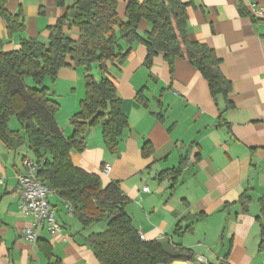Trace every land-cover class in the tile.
Here are the masks:
<instances>
[{
    "label": "crops",
    "instance_id": "obj_1",
    "mask_svg": "<svg viewBox=\"0 0 264 264\" xmlns=\"http://www.w3.org/2000/svg\"><path fill=\"white\" fill-rule=\"evenodd\" d=\"M181 1L188 5L189 38L205 43L220 60L221 74L231 85L227 97L212 98L205 79L183 59L176 58L170 70L158 53L147 68L145 46L121 42L129 48L125 61L107 63L104 73L127 119L117 152L104 147L95 125L85 132V149L72 150L70 158L96 174L101 186L119 182L127 197L124 210L142 240L177 242L192 252L190 261L171 264H264V17L249 13L250 5H264V0ZM125 5L126 0H116L123 20ZM5 9L22 13L24 29L11 36L0 20L3 51L16 50L20 36L46 41L48 28L64 12L54 0H6ZM148 29V22L140 20L139 34ZM68 32L77 36L75 29ZM90 72L96 79L102 75L97 64ZM84 73L71 64L45 81L65 136L86 92ZM139 91L146 105L136 100ZM145 141L151 146L146 156L141 151ZM26 151L25 144L10 149L0 141V264H100L79 223L71 227L59 214L69 215L57 195L49 201L61 232H36V240L50 246V258L36 241L20 235L33 225L18 207L16 175ZM104 164L111 166L108 174L102 172Z\"/></svg>",
    "mask_w": 264,
    "mask_h": 264
},
{
    "label": "trees",
    "instance_id": "obj_2",
    "mask_svg": "<svg viewBox=\"0 0 264 264\" xmlns=\"http://www.w3.org/2000/svg\"><path fill=\"white\" fill-rule=\"evenodd\" d=\"M64 7L63 14L48 28L46 41L19 37L15 50H1L0 40V141L10 149L25 144L40 163L38 176L56 191L58 199L68 204L80 231L106 221L102 231H88L84 240L100 264H171L190 261L192 252L169 241L142 240L124 210L127 197L118 181L101 186L99 177L72 163L70 152L85 149V132L99 125L104 147L117 152L127 119L121 101L107 72V63L121 65L129 48L121 44L142 43L146 48L144 66L149 68L161 53L170 70L176 58L197 69L208 85L212 98L227 97L231 90L220 71V60L205 43L191 40L187 34V3L181 0H126L125 19L116 10V0H54ZM0 0V20L5 21L9 35L24 29L20 11L13 14ZM140 20L149 29L140 35ZM117 27V31H115ZM75 29L76 37L68 32ZM73 65L84 69V98L79 111L69 118L72 132L65 136L55 113L58 104L49 93L46 80H54L60 68ZM97 64L102 72L96 79L90 72ZM31 79L33 85L26 83ZM136 100L146 105L139 91ZM11 118L20 123L21 132L9 126ZM143 155L151 152L148 141L141 145ZM175 174L178 170L174 171ZM164 171L160 172L161 177ZM176 177V176H175ZM174 177V178H175ZM244 195H241L243 198ZM264 233V225L260 224ZM176 230V229H175ZM45 256L51 249L45 241L36 240Z\"/></svg>",
    "mask_w": 264,
    "mask_h": 264
},
{
    "label": "built area",
    "instance_id": "obj_3",
    "mask_svg": "<svg viewBox=\"0 0 264 264\" xmlns=\"http://www.w3.org/2000/svg\"><path fill=\"white\" fill-rule=\"evenodd\" d=\"M249 13L253 17H264V5H250ZM22 172L16 175L18 207L21 214L32 218L33 225L31 228L22 230L20 233L28 241L35 242L37 233L40 228L45 229L51 234H58L62 230L61 224L56 217L54 206L48 198L57 195L56 191L48 186L38 176L40 163L32 157L23 156L21 159ZM111 169L109 164H104L103 174H108ZM143 190H147L144 187ZM67 213L71 214L68 204L65 205ZM140 239H143L139 233Z\"/></svg>",
    "mask_w": 264,
    "mask_h": 264
},
{
    "label": "rangeland",
    "instance_id": "obj_4",
    "mask_svg": "<svg viewBox=\"0 0 264 264\" xmlns=\"http://www.w3.org/2000/svg\"><path fill=\"white\" fill-rule=\"evenodd\" d=\"M47 82V80H46ZM46 82H45V85H46ZM26 83L30 86L33 85L31 79H27L26 80ZM9 126L10 128L12 129H20V123L16 120V118H11L10 122H9ZM26 154L29 156V157H33L32 154L27 150L26 151ZM49 200V198H48ZM61 206L58 205V208H60ZM62 210H59V214H61V216H63V220L69 224L71 227H73L74 225L76 226L77 225V221L75 219V217H73L71 214L68 215V217H65L66 214H63V212H61ZM106 228V221H101V222H98V223H95L93 225L90 226L89 229L85 230V232L87 233L88 231H102L103 229Z\"/></svg>",
    "mask_w": 264,
    "mask_h": 264
}]
</instances>
